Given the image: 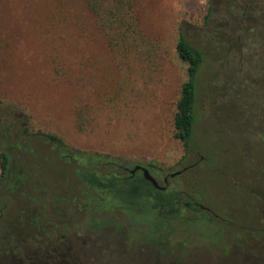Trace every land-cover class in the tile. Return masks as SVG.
Instances as JSON below:
<instances>
[{
  "label": "rangeland",
  "instance_id": "1",
  "mask_svg": "<svg viewBox=\"0 0 264 264\" xmlns=\"http://www.w3.org/2000/svg\"><path fill=\"white\" fill-rule=\"evenodd\" d=\"M263 10L264 0H136L139 28L155 49L150 62H120L83 0H0V150L9 157L0 260L48 246L65 247L81 264L240 263L264 255ZM179 27L206 57L187 151L172 125L186 79L174 48ZM112 159L166 176V192L208 209L216 238L174 232L170 246L161 234L142 237L115 196L105 199L112 191L101 178L114 172ZM86 173L97 176L102 194L86 188ZM117 188L130 197L147 190L141 181ZM92 199L103 203L99 210Z\"/></svg>",
  "mask_w": 264,
  "mask_h": 264
},
{
  "label": "trees",
  "instance_id": "2",
  "mask_svg": "<svg viewBox=\"0 0 264 264\" xmlns=\"http://www.w3.org/2000/svg\"><path fill=\"white\" fill-rule=\"evenodd\" d=\"M85 10L89 17H91L97 30H99L106 38L107 46L110 52L116 55L120 62L127 58L140 57L142 60L150 62L151 51L155 49V45L147 40L142 34L138 19L136 15V0H83ZM264 10L262 11V13ZM260 13V14H262ZM264 44V43H263ZM262 44V45H263ZM175 52L179 59L186 63V79L180 85L179 97L175 103V112L172 118V125L174 129V137L178 139L185 151L191 147L193 138V126L197 119V77L199 72L205 68L206 57L202 48L191 43L184 35L181 27L178 28V33L175 43ZM117 66V65H116ZM79 125V126H78ZM77 126L82 129L81 123ZM26 135H34L37 137H45L46 141L55 144L63 145L64 142L58 136L36 130L27 132ZM94 160V159H93ZM107 163L119 164L117 160H106ZM91 162H87L86 165ZM92 163H94L92 161ZM9 157L5 150H0V183L5 179L8 172ZM74 169V167H72ZM90 173L83 176L86 188L96 192V196L102 194L103 191H96L95 184L88 180ZM110 194H105V199H111L115 196V201L119 204V210L124 212L128 221L134 226L138 227L145 239H151L162 235V240L168 245L172 241L174 232L179 233L182 238H193L204 243L212 242L219 233L218 228L212 224L208 219L203 221V224H195L193 220L186 219L185 222L177 218L172 219L171 215L162 213L158 214L159 207H150L147 205L145 211H139L141 208L142 198H136L140 204H131L134 201L132 197H125L122 194H117L112 188ZM104 192H107L105 190ZM112 193V194H111ZM123 197V198H122ZM125 197V198H124ZM93 198V197H92ZM125 199V200H124ZM124 200V201H123ZM88 201V200H87ZM113 201V200H112ZM122 201V202H121ZM93 203L92 207H101L96 205L95 199L89 201ZM99 203V202H97ZM94 208V209H95ZM105 208H107L105 206ZM112 209V208H111ZM99 210V209H98ZM163 212V210H161ZM1 216V212H0ZM87 219V217H86ZM102 220V219H101ZM87 219L88 224L100 223L102 221ZM182 221V222H181ZM186 242L182 243L185 244ZM181 244V245H182ZM178 246V245H177ZM0 264H81L74 257L68 253V250L63 247L61 250H53L50 246L48 248L33 250H26V253L15 254L13 258H8L7 261L0 260ZM148 264V263H147ZM157 264H264V255L256 259L244 260L243 262H230L227 260H196L193 262H173V263H157Z\"/></svg>",
  "mask_w": 264,
  "mask_h": 264
},
{
  "label": "flooded vegetation",
  "instance_id": "3",
  "mask_svg": "<svg viewBox=\"0 0 264 264\" xmlns=\"http://www.w3.org/2000/svg\"><path fill=\"white\" fill-rule=\"evenodd\" d=\"M134 164L131 165H125L123 163L115 164L113 167L114 172L110 174L109 177H103L101 178L103 181H106L102 184H100L98 178L96 175L93 173L88 174V180L95 184V186H98V183L106 187L108 191H111L113 188L117 194H122L125 196V193L121 192L117 187L118 185H124L126 183H134L141 181L144 183V185L147 186L146 191H140L137 194V198L140 199L142 198L141 205L136 201L135 197H132L134 201H124V202H130L131 204H137L140 205V209H146L147 205L153 208H156L157 206L159 207L158 214H168L171 215L172 219L177 218L179 220H182L185 222L186 219L193 220L192 222H196L195 224H203V221L205 222V212L208 210L200 204L199 202L192 201V202H181L179 200V197L176 196V194L168 193L166 192V186H167V177H163L162 180H157L158 186H154L148 181L144 180L141 177V172L140 170L135 171L134 174H129L127 167H132ZM148 167V166H147ZM148 169L151 172V169L148 167ZM126 174V175H125ZM166 179V180H165ZM125 197H129L126 195ZM124 197V198H125ZM123 198V197H122ZM163 201L164 199L166 200V203L160 202V200ZM185 204L189 210V214H184L183 210H181V205L180 204ZM163 210V212H161ZM181 221V222H182Z\"/></svg>",
  "mask_w": 264,
  "mask_h": 264
},
{
  "label": "water",
  "instance_id": "4",
  "mask_svg": "<svg viewBox=\"0 0 264 264\" xmlns=\"http://www.w3.org/2000/svg\"><path fill=\"white\" fill-rule=\"evenodd\" d=\"M127 169H128L129 174H134L135 171L140 170L141 177L144 180L148 181L149 183H151L154 186H158V182H157L156 178L152 175V173L150 172V170L148 169L147 166L142 165V164H134L132 167H127ZM179 173H180V171H175V172L171 173L169 176L173 177Z\"/></svg>",
  "mask_w": 264,
  "mask_h": 264
}]
</instances>
